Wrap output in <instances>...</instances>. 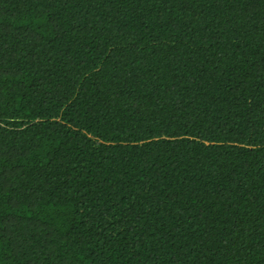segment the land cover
<instances>
[{"label":"trees","instance_id":"trees-1","mask_svg":"<svg viewBox=\"0 0 264 264\" xmlns=\"http://www.w3.org/2000/svg\"><path fill=\"white\" fill-rule=\"evenodd\" d=\"M0 264H264V0H0Z\"/></svg>","mask_w":264,"mask_h":264}]
</instances>
